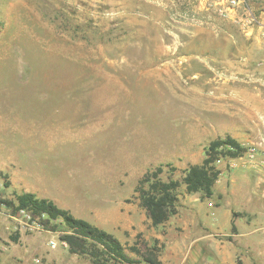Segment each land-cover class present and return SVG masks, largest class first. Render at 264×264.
Here are the masks:
<instances>
[{"label":"rangeland","instance_id":"rangeland-1","mask_svg":"<svg viewBox=\"0 0 264 264\" xmlns=\"http://www.w3.org/2000/svg\"><path fill=\"white\" fill-rule=\"evenodd\" d=\"M1 117L0 264H91L61 220L3 204L22 193L133 259L264 264V0H0ZM226 136L246 152L215 164L214 195L181 184L151 227L138 180L180 182Z\"/></svg>","mask_w":264,"mask_h":264},{"label":"trees","instance_id":"trees-1","mask_svg":"<svg viewBox=\"0 0 264 264\" xmlns=\"http://www.w3.org/2000/svg\"><path fill=\"white\" fill-rule=\"evenodd\" d=\"M203 151L204 158L201 163L185 169L180 182L173 179L163 181L160 177L163 166L147 171L138 180L134 193L140 207L145 210L151 227L161 226L176 215L177 190L181 184L188 194L200 193L210 199L214 195L213 187L220 175L215 164L220 159L240 158L246 149L235 139L226 136L210 141ZM3 204L14 213L27 211L32 217H45L47 221L61 220L70 232L61 238L69 253L85 256L91 264H139L142 261L146 264H160L153 254L143 255L134 248L131 250L138 259L129 257L120 242L111 234L85 220L75 218L51 200L38 198L32 193H22L16 195L14 201Z\"/></svg>","mask_w":264,"mask_h":264},{"label":"crops","instance_id":"crops-1","mask_svg":"<svg viewBox=\"0 0 264 264\" xmlns=\"http://www.w3.org/2000/svg\"><path fill=\"white\" fill-rule=\"evenodd\" d=\"M10 122H11V121H8V120L4 119L3 117L0 118V125H2V124H4V123H8V125H7V128H8V129H12V127H13L11 124H9ZM1 130H4L3 127H0V131H1ZM231 138H232V137H231ZM233 139H234V138H233ZM235 140H236V139H235Z\"/></svg>","mask_w":264,"mask_h":264},{"label":"built area","instance_id":"built-area-1","mask_svg":"<svg viewBox=\"0 0 264 264\" xmlns=\"http://www.w3.org/2000/svg\"><path fill=\"white\" fill-rule=\"evenodd\" d=\"M21 212H24V211H21ZM54 243L51 242V245H53Z\"/></svg>","mask_w":264,"mask_h":264}]
</instances>
